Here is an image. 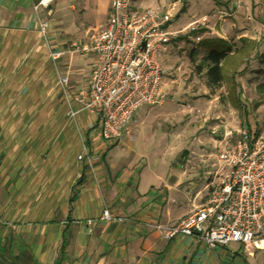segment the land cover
<instances>
[{
  "label": "crops",
  "instance_id": "crops-1",
  "mask_svg": "<svg viewBox=\"0 0 264 264\" xmlns=\"http://www.w3.org/2000/svg\"><path fill=\"white\" fill-rule=\"evenodd\" d=\"M56 2L54 14L64 29L72 21L67 15L75 4L72 0ZM109 7L110 1L106 15ZM35 26L30 0H0V70L6 58L2 43L9 33L13 45L26 48L19 60L31 62V75L46 65L53 68L54 64L57 80L59 70L68 74V84L87 86L95 56L86 55L92 67L82 75L79 71L83 60L78 55L85 54H64L57 64ZM53 29L50 39L56 48H67L77 40L70 37L75 33L73 30L70 35L65 29V33L57 35ZM35 33L37 36L33 38ZM38 40L45 52L34 46ZM36 59L43 65L34 70ZM16 72L20 70L13 74ZM10 74L8 71L5 75ZM33 87L37 92L41 88ZM69 87L72 91L77 89L74 85ZM42 104L50 109V124L54 123L57 103L53 98L39 102L29 97L13 107L36 109L31 116L34 119L38 118L37 109ZM63 107L66 109L67 103ZM80 107L74 104V109ZM151 110L144 115L150 116ZM133 120L137 123L139 119ZM54 125L50 135H41L30 126L25 128L30 131L26 132L28 136L22 133L21 137L0 138V264H244L241 253L233 252L236 249L229 246L210 248L185 235L165 242L159 231L148 225L157 221L169 223L187 215L189 211L183 216L175 212L190 201L191 191L184 189L185 193L174 197V187L164 181L162 174L154 172L152 165L139 158L118 157L124 148L132 150L133 135L141 132L139 128L128 129V125L119 141L108 142L99 131L97 114L80 110L70 121L74 133L61 134L67 138L63 147L56 141ZM94 125L97 126L93 130ZM84 146L101 155L94 172L78 160ZM15 159L23 161L14 163ZM105 208L128 220L123 223L101 220Z\"/></svg>",
  "mask_w": 264,
  "mask_h": 264
},
{
  "label": "rangeland",
  "instance_id": "rangeland-1",
  "mask_svg": "<svg viewBox=\"0 0 264 264\" xmlns=\"http://www.w3.org/2000/svg\"><path fill=\"white\" fill-rule=\"evenodd\" d=\"M72 2L75 7L72 8L70 15L66 14L72 21L64 29L67 35L75 31L73 33L75 35L70 36L74 39L89 41L105 26L109 1L72 0ZM133 2L137 8L157 11L175 6L176 17L172 24L175 29L206 16L207 30L210 32L206 33L204 38L223 37L234 44L236 49L233 56L224 62L226 81L221 87L212 88L207 84L206 68H199L205 56L204 49L189 37L173 42L164 60L166 72L162 92L166 94V101L163 105L144 106L137 111L134 119L139 120L137 123L132 120L128 129L139 128L141 132L133 135L136 139L133 138L132 150H128L131 147H126L118 156L139 158L145 164L152 165V170L162 174L164 181L174 187L177 192L174 193V197H179L180 193H185L184 189L189 188L190 201L185 202L179 212H175V215L183 216V213L192 210L193 203L206 196L208 184L215 179L214 172L220 166L218 154L234 142L238 130L249 127L264 133L262 62L264 0H133ZM56 9L57 4L52 15L54 17L52 28L60 35L64 29L57 23L58 15L54 14ZM35 29L38 32L37 25ZM33 35V38L37 36L36 33ZM13 42L7 33L2 43L3 56L6 58L4 67L0 70V138L21 137L22 133L26 135V132H30L25 130L30 126H34V130L41 135H50L52 124H55L53 129L57 134L56 141L64 147L67 145V138L61 134L74 133L70 127L73 117L69 113L65 94L57 85L55 65L53 64V68L46 65L31 75L33 66L31 62L19 60L25 55L26 48L23 45H13ZM40 45V40L35 41L34 46L43 52V46ZM78 57L83 60L79 71L82 75L85 69L91 70L92 62L86 55ZM58 62L57 60V64ZM42 65L38 59L34 60V70L41 68ZM19 70L20 72L13 74ZM8 71L11 74L7 76L5 74ZM36 85L41 87L38 92L33 90V86ZM68 85L76 86V90L85 87L83 84L75 83ZM234 86L235 97L241 98L242 101L240 108L235 107L237 101L229 98V91ZM29 97L39 102L51 98L55 100L57 104L54 123L50 124L48 116L50 109L45 104L39 106L38 118L34 119L31 116L36 109L13 107L21 99L28 100ZM62 101L67 103L66 109ZM150 109H152L150 116L147 117L144 115L145 111ZM97 125L92 129L94 130ZM90 153L93 156L99 155L97 163L102 160L99 153L91 151ZM19 160L23 161L15 159L13 162L18 163ZM228 246L230 249L239 248L237 243ZM240 256L244 264H264V248L257 247L253 256L245 254Z\"/></svg>",
  "mask_w": 264,
  "mask_h": 264
},
{
  "label": "built area",
  "instance_id": "built-area-1",
  "mask_svg": "<svg viewBox=\"0 0 264 264\" xmlns=\"http://www.w3.org/2000/svg\"><path fill=\"white\" fill-rule=\"evenodd\" d=\"M57 0H30L35 23L49 56L57 61L64 54H94L96 63L87 86L72 91L68 74L58 73V83L65 94L71 117L87 110L99 117V131L106 141H119L144 106L163 105L164 60L173 42L187 36L201 42L208 18L173 28L175 6L157 11L137 8L133 0H109L107 21L91 40L77 38L67 48L52 46L50 29ZM205 30V31H203ZM80 104L79 110L74 104ZM220 166L208 185L206 196L193 204L187 215L169 223L148 225L165 242L179 236H192L210 248L239 244L241 254L253 256L264 241V133L242 127L237 137L219 154ZM78 159L94 172L99 155L84 146ZM103 221L126 222L105 208ZM90 223L92 220H88Z\"/></svg>",
  "mask_w": 264,
  "mask_h": 264
},
{
  "label": "trees",
  "instance_id": "trees-1",
  "mask_svg": "<svg viewBox=\"0 0 264 264\" xmlns=\"http://www.w3.org/2000/svg\"><path fill=\"white\" fill-rule=\"evenodd\" d=\"M186 37L187 36H180L177 40ZM198 44L200 48L204 49L205 53L199 68H206L207 84H209V86L212 88L221 87L226 81L224 62L235 53L236 49L234 48V44L230 43L228 40H225L223 37H206ZM262 54V62L264 63V52ZM229 92V98L232 101L238 102L235 104V107L240 108L242 101L241 98L235 97L236 86H234Z\"/></svg>",
  "mask_w": 264,
  "mask_h": 264
},
{
  "label": "bare ground",
  "instance_id": "bare-ground-1",
  "mask_svg": "<svg viewBox=\"0 0 264 264\" xmlns=\"http://www.w3.org/2000/svg\"><path fill=\"white\" fill-rule=\"evenodd\" d=\"M261 248H264V241L259 244Z\"/></svg>",
  "mask_w": 264,
  "mask_h": 264
}]
</instances>
